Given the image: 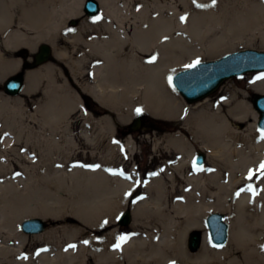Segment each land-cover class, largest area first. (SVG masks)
<instances>
[{
	"label": "bare ground",
	"instance_id": "6f19581e",
	"mask_svg": "<svg viewBox=\"0 0 264 264\" xmlns=\"http://www.w3.org/2000/svg\"><path fill=\"white\" fill-rule=\"evenodd\" d=\"M97 1L102 11L92 19L83 10L86 0H0V47L7 52L0 51V82L33 67L31 59L38 46L46 43L81 92L114 111L121 123H128L138 109L156 118L183 115L189 137L182 133L167 137L168 146L179 157L168 163L172 165L168 177L175 186L180 175L191 190L183 188L184 198L174 199L177 192H166L160 178L156 192L145 186L147 192L133 203L131 226L136 232L125 244L115 229L99 236L104 226L114 223L124 202L131 201L138 181L113 176L110 157L96 172L84 171L85 167L55 171L57 136L68 133L62 125L76 107L83 106L67 81L58 85L53 65L33 67L25 71L22 94L32 95L43 81L48 82L45 103L36 102L37 114L29 116L38 127L26 124L28 115L20 97L11 100L0 94V133L5 136L0 145V264H264V177L260 193L232 195L250 183V172L259 174L264 163V131L258 128V112L249 95L238 90L227 95L218 109L206 98L190 111L170 79L189 58L217 57L233 51L239 42L245 46L264 42V0ZM75 18L84 19L75 31H69L67 24ZM84 34L91 36L84 61L92 67L93 77L83 83L79 73L84 61L70 60L68 52L58 47V38L76 43ZM22 49L29 57L20 58ZM252 90L264 95V75ZM92 119L91 114L87 116L88 122ZM85 137L93 141L90 133ZM67 138L73 140L70 135ZM192 141L208 154L214 169L204 166L187 174L197 153ZM68 183L83 192L71 210L85 226L70 223L50 229L34 236L39 247L33 249L32 243L28 250V238L20 230L22 220L46 216L43 210L48 204L43 201L40 207L39 195L59 189L70 192ZM212 188L220 192L216 204L210 203ZM49 205L51 214L70 208L59 202ZM214 211L227 213L229 219V241L221 248L212 244L206 229L205 218ZM142 225L146 234L139 231ZM192 230L202 231L203 239L200 249L191 253L187 237ZM117 244L122 245L116 248Z\"/></svg>",
	"mask_w": 264,
	"mask_h": 264
},
{
	"label": "rangeland",
	"instance_id": "374dc122",
	"mask_svg": "<svg viewBox=\"0 0 264 264\" xmlns=\"http://www.w3.org/2000/svg\"><path fill=\"white\" fill-rule=\"evenodd\" d=\"M83 19L75 18L73 20H70L67 24V29L69 31H75ZM73 21H76L78 25L73 26L72 25ZM58 39H59L58 47L65 49L68 52L70 60L74 62L77 61V59L82 60V62L84 61V56L88 51V44L86 41L91 39L90 35L84 34L83 40L77 41L76 43H71L69 40L63 37H59ZM240 43L241 42L237 44L236 48L233 51H230L228 53H225L217 57L208 56L201 60L199 59L190 60L189 58L186 61L187 62L186 64L180 65L175 70L171 78V82L173 81V77L176 73L191 68V67H186V65H192L197 60H199V63L214 61L226 56L227 54L239 52L243 50H256L259 52H264V42L262 41L257 40L252 44H250L249 46H245L246 44H240ZM41 45L42 44L38 46L35 55L38 53L39 47ZM0 51L2 53H5V55H7V52L4 50L3 47H0ZM20 51L22 52L24 51L23 52L24 54L19 55L20 58L25 59L26 57H29V53L27 52V50L22 49ZM35 55L31 59L32 62L30 65H33L35 63L34 60ZM49 64L53 65L56 69V73L58 75V80H57L58 85H61L64 81H67L69 87L78 95L79 99L81 100L80 94L83 93L81 92V89H79V86L76 83H74L73 79L71 78L70 71L66 67V65L56 60L55 57L52 58ZM88 64L89 62L86 61H84L81 64L82 66L80 67V69L82 73L81 71L79 73L80 82L84 83V82L92 81L93 70L92 67ZM32 68L33 67L27 69H32ZM19 73L25 74V71H19L16 74ZM262 75H264V72H253L242 75L240 77H234L232 79H229L226 82H224V84L217 91L209 95L207 98L210 99V104L212 105V107L218 109L219 108L218 106L223 103V100L227 97V95H230V93L235 92L236 90L244 91L249 95L250 97L249 100L254 108L252 99L255 93L252 90V86L258 82V78L261 77ZM12 76L7 77L3 82H0V94L4 95L5 97L11 98V100L20 97L25 104L26 115H28L26 119V124H28L30 128L32 127L36 128L38 127L37 123H31L29 116L37 114V109L39 105H37L36 102H40V104L45 103L46 101L45 91L48 88V82L43 81L41 86L32 95L20 94L17 97H12L7 95L4 91L5 83ZM172 86L174 87L173 82H172ZM183 101L185 106L187 105L190 106V111L193 108L192 106H194L195 103L199 102L198 101L195 103H188L184 98ZM81 102L83 109L76 107L73 110V112L68 116V118H66L65 123L62 125L63 126L62 129L68 128L69 130L68 133L64 136L58 134L57 148H54V153L58 149L57 153L55 154H57L58 156L61 155V157L58 156L54 157L52 159V164L54 166L55 171H61V169L63 168L65 169V171H70L72 169L85 167L84 171L96 172L99 171L101 168H104V164L102 161L110 157L112 162L111 166H112L113 176L120 177L122 175L124 178H128L129 180H137L138 181L137 190L132 195L131 201L129 200V202H124L125 208L118 213L114 223H112L111 225L104 226L103 227L104 229H102L101 232L99 233V236H103L109 230L115 229L117 231V235L119 238L121 236L127 237L129 235H133L136 232V230L131 226L132 224L130 226H124V227L122 226L121 230L118 229L119 227L118 218L125 211H131L132 214L133 203L137 200L138 196L143 194V192H147L145 186H148L147 189L150 192H156L157 190L156 182L158 179L162 178L167 186L166 192H170V191L177 192L176 196L174 197V199L176 198L177 200L179 199L182 200L184 198L182 194L183 188L187 189L188 191L191 190V186L188 185L180 175L177 174V181L175 183V186H173L174 185L173 182L168 177V172H170V170L172 171V168H170L172 167V165L171 164L168 165V163L178 161L179 157L176 154V152L168 146L167 137L169 135L176 133H182L183 135L185 134L186 136L189 137L188 133L183 128V124L185 123L184 117L183 115H181V117L179 118H172V119H164L160 117L156 118L147 114L146 112L139 111L131 118V120L128 123H121L117 114L114 111L108 108L101 107L93 99H90L89 102H87L86 106L82 100ZM92 113H94L93 115L95 116H93ZM90 114L94 117V120L92 119V122H88L87 120V116H89ZM140 115H143L145 118L143 120V125L141 128L142 130L139 132H131L129 127L130 124H132L135 118ZM103 119H107L109 124L107 122H103L102 121ZM251 123L253 122L250 121L249 124L247 123L244 124L243 129L246 130V127L249 126ZM86 132L91 134V136L93 137V141H89L85 137ZM68 135H70L73 138V140L69 141L68 140L69 138H67ZM4 137L5 136L0 133V145H2ZM23 146H25V144H23ZM193 146L196 148L197 152L200 151L199 146L196 143H194ZM204 153L206 154V158H208V154L206 152ZM204 166H207L209 170L214 169L207 159ZM195 169L197 168L194 165V161H193L192 165L190 164L188 165L187 174L192 173ZM15 170L17 174L21 173L19 168H17V166L15 167ZM223 175L225 176V180H224L225 183H229L230 180L228 178L227 173L223 172L221 176ZM245 178L246 177L244 175V179ZM248 180H252V181L248 184H243L239 186L238 192H232L233 197L239 198L243 194L248 193L250 191L248 190L249 185L252 186V184L257 186L256 192L259 193L261 192L260 186L263 181V177H259V174H255V177ZM68 184L70 185L69 186L71 189L70 192L65 191L64 189H59L57 192L56 191L43 192L42 195L38 193V195L40 194L39 198L41 199L40 207L42 206L43 201L48 204L46 210H43V213L46 216L26 217L22 220V222L30 218H42L48 222L46 231L70 223H75L81 226H85L83 223L79 222L75 218V212L71 210L72 206L80 198L79 194L83 192H77L76 189L72 188L71 183ZM151 186L153 187L152 189ZM197 192H209V191H205V190L202 191V189H198ZM211 194L212 195L209 197L210 203L216 204L217 203L216 201H218L217 195L220 194V192L218 189L212 188ZM229 197L231 198V196ZM169 201H172L171 197H169ZM56 202L66 205L68 204L70 208H68V210L64 211L63 213L51 214V212L47 211L48 207H50L49 204ZM32 204H35V202H32ZM220 213L224 214L226 220L229 222L228 214L225 212H220ZM133 219L134 218L132 214V222ZM145 221L146 220H144V222ZM144 226L145 225H142V227L139 228V231L142 234L143 233L146 234L148 231ZM20 230H21V225H20ZM192 231H190V233ZM22 234L28 238V250L31 249L32 243H34L33 249L39 247L40 243L33 241V238L36 235H26L23 232ZM217 248H221V247H217ZM188 251L191 252L189 249ZM88 264H93V262H88Z\"/></svg>",
	"mask_w": 264,
	"mask_h": 264
},
{
	"label": "water",
	"instance_id": "95a60500",
	"mask_svg": "<svg viewBox=\"0 0 264 264\" xmlns=\"http://www.w3.org/2000/svg\"><path fill=\"white\" fill-rule=\"evenodd\" d=\"M101 6L97 0H86L84 13L90 18L100 15ZM76 22H72L74 25ZM52 48L48 44H42L35 56L38 67L47 64L52 59ZM27 67L23 71H26ZM264 71V52L256 50H243L228 54L214 61L197 64L195 67L178 72L173 77V85L188 103H195L207 98L217 91L229 79L248 73ZM25 88V74L19 73L12 76L4 85L7 95L17 97ZM83 98V97H82ZM252 103L259 114L258 128L264 131V95L255 94ZM143 116L137 117L130 125L131 132H139L142 129ZM206 161V155L199 151L195 158L197 167H202ZM132 223V214L125 211L119 218V225L127 226ZM206 227L213 245L223 247L230 236V225L224 214L214 212L205 218ZM48 222L42 218L26 219L21 224V230L26 235H39L46 231ZM202 244V232H191L187 237V245L190 251L196 252ZM180 264V263H172Z\"/></svg>",
	"mask_w": 264,
	"mask_h": 264
},
{
	"label": "snow or ice",
	"instance_id": "6c2138e0",
	"mask_svg": "<svg viewBox=\"0 0 264 264\" xmlns=\"http://www.w3.org/2000/svg\"><path fill=\"white\" fill-rule=\"evenodd\" d=\"M215 2H216V0H213V4H215ZM198 6H199V5H198ZM181 19H184V18L182 17ZM198 63H199V60H197L196 62H194V64H192V65H186V67H195L196 64H198ZM170 79H171V78H170ZM137 111L139 112V109H138ZM97 167H98V166H97ZM254 174H255V173H251V172H250L248 179H252V176H253ZM259 177H264V163H262V164L259 166ZM248 190L253 191V193L255 194V191H256V190H255L251 185H249V189H248ZM119 239H120L121 243H123V242L127 239V237H125V236H121ZM85 243H87V241H85ZM70 247H74V246L70 245ZM115 247H116V248H119V247H120V244H117Z\"/></svg>",
	"mask_w": 264,
	"mask_h": 264
},
{
	"label": "flooded vegetation",
	"instance_id": "af4514ba",
	"mask_svg": "<svg viewBox=\"0 0 264 264\" xmlns=\"http://www.w3.org/2000/svg\"><path fill=\"white\" fill-rule=\"evenodd\" d=\"M78 25V23L76 22L75 24H74V26H77ZM85 96V98H86V100H87V102H89V100L91 99V96L90 95H88V94H86V95H84ZM91 110V109H90ZM94 113H92V115H93ZM93 116H95V115H93ZM145 119V118H144ZM143 119V120H144ZM119 226V225H118ZM124 227V226H123ZM121 228H122V226H119L118 227V229L119 230H121Z\"/></svg>",
	"mask_w": 264,
	"mask_h": 264
}]
</instances>
